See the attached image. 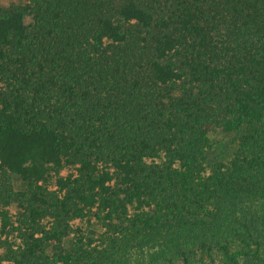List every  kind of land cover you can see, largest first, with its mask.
Here are the masks:
<instances>
[{"label":"trees","instance_id":"obj_1","mask_svg":"<svg viewBox=\"0 0 264 264\" xmlns=\"http://www.w3.org/2000/svg\"><path fill=\"white\" fill-rule=\"evenodd\" d=\"M0 264H264V0L0 6Z\"/></svg>","mask_w":264,"mask_h":264},{"label":"rangeland","instance_id":"obj_2","mask_svg":"<svg viewBox=\"0 0 264 264\" xmlns=\"http://www.w3.org/2000/svg\"><path fill=\"white\" fill-rule=\"evenodd\" d=\"M25 0H0V6H7L10 3H23ZM26 22L31 23L32 18L26 17ZM212 146L208 151V157L211 162H222L229 163L232 157L234 156L237 147L238 141L234 133H225L220 130L211 132L210 134ZM15 188L20 189V179L15 177L14 180ZM10 211L15 214L17 213V206L13 204L10 207ZM83 224V223H80Z\"/></svg>","mask_w":264,"mask_h":264}]
</instances>
